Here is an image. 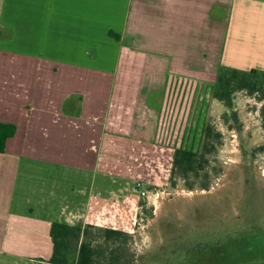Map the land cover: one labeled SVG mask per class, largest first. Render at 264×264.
I'll use <instances>...</instances> for the list:
<instances>
[{
    "label": "crops",
    "instance_id": "0c3cea01",
    "mask_svg": "<svg viewBox=\"0 0 264 264\" xmlns=\"http://www.w3.org/2000/svg\"><path fill=\"white\" fill-rule=\"evenodd\" d=\"M260 14L253 2L244 0H0V58L4 61L17 65L23 60L42 61L54 71L58 66L85 69L96 79L110 81L102 117L85 122L89 128L85 126L84 136L93 138L97 133L100 150L108 143L115 148L110 147L114 154L98 153L94 162L101 166L109 162L112 175L96 166L88 170L84 152L71 155L52 149L55 144L48 128L63 124L39 112L38 106L31 103L35 111H28L24 122L21 144L36 140L35 146L29 141V151L25 144L16 149L21 145L16 140L20 119L0 118L16 125L5 151L0 152V252L28 258L32 264L39 258L49 259L53 251L49 231L56 220L84 226L94 218L97 225L127 229L131 206L137 202L131 185L138 179L133 175H140L143 168L142 162L134 167L131 161L120 165L119 152L142 160L150 154L158 159L173 154L175 146L167 148V138L195 137L198 100L208 95L215 99L212 91L220 66L264 70ZM101 63L103 67L97 65ZM8 91L19 103L21 84L14 81ZM79 98L78 94L73 101L77 105L70 123L78 124L80 106L82 112L89 107L79 105ZM38 143L45 144V149L38 150ZM23 155L51 165L81 159L76 167L92 175L90 194L75 206H63L56 219L31 209L6 210L16 161Z\"/></svg>",
    "mask_w": 264,
    "mask_h": 264
},
{
    "label": "rangeland",
    "instance_id": "374dc122",
    "mask_svg": "<svg viewBox=\"0 0 264 264\" xmlns=\"http://www.w3.org/2000/svg\"><path fill=\"white\" fill-rule=\"evenodd\" d=\"M249 2L256 5L260 18L264 20V0H244V3ZM97 65L103 67L102 63ZM108 66L106 63L105 67ZM88 71L67 70L61 66L54 71L42 61L23 60L21 65H17L0 58V118L20 119L17 133L20 138L16 140L21 144L31 103L36 109L38 106L39 112L45 111L53 121L57 119L63 124L48 128L51 142L55 144L52 149H62L71 155L84 152V168L89 170L90 166H96L97 170L112 175L109 162L103 166L94 162L98 153L104 150L114 154L110 149H115L114 144L108 143L100 150L97 133L93 138L84 136L85 126L88 129L90 122L102 117L110 81L96 79ZM14 81L21 84L19 103L8 91ZM78 94L81 96L79 105L89 107L82 112L80 106L78 124L70 123L68 119L75 117L71 112L77 105L73 101ZM203 97L204 101L198 100L203 105L200 109L198 104L195 137L167 138L169 141L166 142L167 148H189L190 145L199 153L208 142L209 151L205 154L208 162L198 175L183 179L174 173L171 152L165 153L161 159L150 154L149 159L143 160L136 155L129 157L124 150L119 152L118 161L122 166L130 161L133 167L142 162L143 172L133 176L141 181V189L149 190V197H139L138 191L132 196L137 202L131 206V220L128 228L124 229L128 236L126 242L118 239L106 242L100 231L104 226L97 225L94 218L89 220L92 223L87 221L82 225L88 231L86 238L96 248L105 249V255L116 250L122 254L125 264H264V128L261 113L264 99L260 93L238 90L233 94L232 108H227L216 98ZM207 125L212 130L208 139L203 133ZM183 131L186 132L187 127ZM217 133L220 137L216 136ZM29 141L35 146L36 140ZM29 141H24L16 149L25 144V151H29ZM44 145L38 143L37 149L44 150ZM78 161L81 159L58 161L60 164L51 165L25 155L18 157L6 210L29 212L31 209L36 215L56 219L66 204L72 207L81 203L90 194L93 181L92 175L86 176L76 167L80 163ZM190 183L193 186L187 185ZM2 227L3 217L0 216V235ZM189 230L194 231L197 237L183 241ZM206 230H214L215 233H200ZM165 232L164 241L161 236ZM172 233L178 239L171 241ZM177 241L178 246H172ZM0 264L32 262L28 258L0 252Z\"/></svg>",
    "mask_w": 264,
    "mask_h": 264
},
{
    "label": "trees",
    "instance_id": "16d2710c",
    "mask_svg": "<svg viewBox=\"0 0 264 264\" xmlns=\"http://www.w3.org/2000/svg\"><path fill=\"white\" fill-rule=\"evenodd\" d=\"M238 90H245L249 94L260 93L264 99V70L251 68L239 70L228 66H220L213 86V96L227 108H232L233 94ZM262 127L264 128V105L261 109ZM209 125L204 127L203 133L208 139L211 133ZM16 132V125L11 122L0 121V152H4L9 138ZM220 137V134H216ZM208 142L204 144L200 153L191 148L177 147L172 157V171L183 179L198 175L208 162L205 157L208 152ZM188 186H193L191 183ZM101 235L106 242L110 240L127 241V234L122 229L110 227L100 228ZM53 243L52 255L45 260L39 258L37 264H125L122 254L111 250L108 255L105 249L96 248L86 238L88 231L80 223L68 224L64 221H52L49 231Z\"/></svg>",
    "mask_w": 264,
    "mask_h": 264
},
{
    "label": "flooded vegetation",
    "instance_id": "af4514ba",
    "mask_svg": "<svg viewBox=\"0 0 264 264\" xmlns=\"http://www.w3.org/2000/svg\"><path fill=\"white\" fill-rule=\"evenodd\" d=\"M224 229L225 228H223V231H224ZM216 231H218L217 230V228H216ZM223 231L222 232H219V233H223ZM171 232V231H170ZM167 232H165V233H162V236H161V239H163L164 238V235L166 234ZM177 233V232H176ZM201 234H204V233H206V234H208V233H215L214 232V230H206V231H201L200 232ZM217 233V232H216ZM218 234V233H217ZM170 238H171V241L173 240V239H178V237L176 236V234H170ZM195 237H197V236H195V233H194V231H191V230H189L188 231V233H185V236L183 237V241H186V240H190V238H195ZM166 240V236H165V238H164V241ZM175 241V240H174ZM164 243H166V242H163L162 244H164ZM170 244V243H169ZM178 241L176 242V243H174L172 246H174V247H177L178 246ZM158 245H160V243H158ZM171 245V244H170ZM180 245H181V243H180Z\"/></svg>",
    "mask_w": 264,
    "mask_h": 264
},
{
    "label": "built area",
    "instance_id": "2783aa9c",
    "mask_svg": "<svg viewBox=\"0 0 264 264\" xmlns=\"http://www.w3.org/2000/svg\"><path fill=\"white\" fill-rule=\"evenodd\" d=\"M132 187H133V191L139 192L140 197H142V198H148L149 197V190L141 189V187H143V185L141 184V181L135 180Z\"/></svg>",
    "mask_w": 264,
    "mask_h": 264
}]
</instances>
